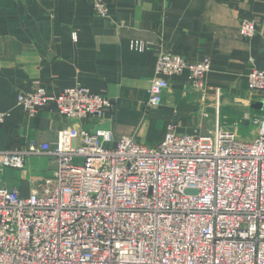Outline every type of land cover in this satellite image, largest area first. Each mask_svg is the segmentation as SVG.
<instances>
[{
  "label": "built area",
  "instance_id": "1",
  "mask_svg": "<svg viewBox=\"0 0 264 264\" xmlns=\"http://www.w3.org/2000/svg\"><path fill=\"white\" fill-rule=\"evenodd\" d=\"M91 1L108 19L106 1ZM239 31L252 39L258 28L244 19ZM149 47L131 43L137 52ZM251 65L247 87L264 99V67ZM210 71L209 58L190 62L162 51L147 107L160 106L170 79L184 74L205 97ZM17 104L30 117L53 106L80 122L100 120L116 101L76 85L58 94L38 87ZM6 118L0 113V130ZM251 121L257 133L248 140L170 125L163 141L145 146L133 137L115 141L109 130L70 127L55 145L0 149V180L30 157L58 163L54 177L27 196L0 186V264H264V109Z\"/></svg>",
  "mask_w": 264,
  "mask_h": 264
},
{
  "label": "crops",
  "instance_id": "2",
  "mask_svg": "<svg viewBox=\"0 0 264 264\" xmlns=\"http://www.w3.org/2000/svg\"><path fill=\"white\" fill-rule=\"evenodd\" d=\"M105 1L108 19L97 17L91 0H0V113L7 114L1 150H23L31 141L55 145L70 127L109 130L115 141L133 137L145 146L163 141L170 125L183 134L220 128L244 140L256 135L251 117L262 114L256 106L264 99L249 91L247 78L252 60L264 67V0ZM244 19L257 25L252 39L240 35ZM135 41L150 47L134 51ZM167 50L190 62L210 59L207 93L192 87L188 74L172 77L161 105L148 108L157 58ZM76 85L116 104L100 120L80 122L53 106L30 117L17 104L38 87L58 94ZM31 158L23 170H5L0 186L24 196L38 188L26 171Z\"/></svg>",
  "mask_w": 264,
  "mask_h": 264
},
{
  "label": "rangeland",
  "instance_id": "3",
  "mask_svg": "<svg viewBox=\"0 0 264 264\" xmlns=\"http://www.w3.org/2000/svg\"><path fill=\"white\" fill-rule=\"evenodd\" d=\"M254 136L255 133L254 135L251 133L248 139H253ZM46 158L48 157H33L28 162L26 171L31 177L30 181L36 184V186L42 184L46 179L52 178L54 172L57 170V165L52 166Z\"/></svg>",
  "mask_w": 264,
  "mask_h": 264
},
{
  "label": "water",
  "instance_id": "4",
  "mask_svg": "<svg viewBox=\"0 0 264 264\" xmlns=\"http://www.w3.org/2000/svg\"><path fill=\"white\" fill-rule=\"evenodd\" d=\"M264 107V103H260L259 105L256 106L258 109H262Z\"/></svg>",
  "mask_w": 264,
  "mask_h": 264
}]
</instances>
